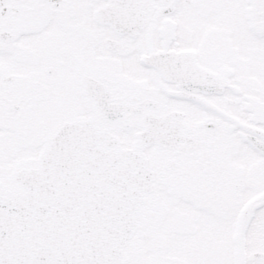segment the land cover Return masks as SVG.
<instances>
[{
  "label": "snow or ice",
  "instance_id": "snow-or-ice-1",
  "mask_svg": "<svg viewBox=\"0 0 264 264\" xmlns=\"http://www.w3.org/2000/svg\"><path fill=\"white\" fill-rule=\"evenodd\" d=\"M0 264H264V0H0Z\"/></svg>",
  "mask_w": 264,
  "mask_h": 264
}]
</instances>
